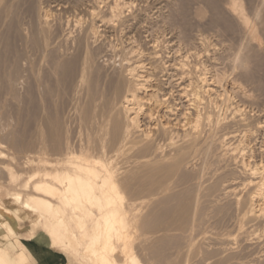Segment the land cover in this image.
Wrapping results in <instances>:
<instances>
[{"label": "bare ground", "instance_id": "obj_1", "mask_svg": "<svg viewBox=\"0 0 264 264\" xmlns=\"http://www.w3.org/2000/svg\"><path fill=\"white\" fill-rule=\"evenodd\" d=\"M18 1L0 0V21L11 29L8 37L3 33L5 42L0 33V44L14 53L0 60V85L21 99L23 64L31 71L50 67L55 80L47 75L56 82L26 70L40 89L23 100L31 103L32 129L17 131L0 120V163L7 143L24 151L25 158L13 157L31 167L25 191L14 194L16 207L0 200V264H117L119 252L124 264H144L133 251L138 231L143 243L159 248L157 264H264V115L254 112L259 101L241 83L253 81L254 68L264 64L258 38L264 36V0L253 3L252 15L244 0H208L225 31L242 34L226 71L218 65L224 54L204 37L195 50L166 58L158 37L149 34L142 47L128 34L127 45L106 44L113 53L100 55L98 44L110 28L135 21L136 0H77L73 7L83 9L61 33L53 26L56 11L44 0L26 3L34 17L22 28ZM67 96L70 119L63 112ZM74 116L79 130L72 127ZM9 168L8 178L17 181L18 172ZM26 220L29 237L17 231ZM173 237L184 248L176 242L174 250Z\"/></svg>", "mask_w": 264, "mask_h": 264}, {"label": "rangeland", "instance_id": "obj_2", "mask_svg": "<svg viewBox=\"0 0 264 264\" xmlns=\"http://www.w3.org/2000/svg\"><path fill=\"white\" fill-rule=\"evenodd\" d=\"M30 0H22V1H18L19 3H20V5L18 6V7H20L19 8V10L17 9V13H16V17H18L19 19L21 18H23V21L21 20H19L18 18H16L17 19V21H18V23L20 24V26L23 28H27L28 27V25H30V24H28V23H30L29 22V20L30 21H32V17H34V12H33V14L31 15V13H32V10H29L30 9V7H29V5H26V3L27 4H29L30 2H29ZM37 2H38V0H36ZM40 1H42V0H39V2L38 3H41ZM64 1H66V0H64ZM68 1H70V0H68ZM75 1H77V0H74V2ZM137 2H135V6L136 7H134V9H132L131 10V12H133L134 13V11H135V13L133 14V13H131V14H133L132 16H134L135 15V21H134V19L133 20H131V23H129L128 25H126V26H116L117 28L118 27H120V28H110V30H112V31H109L110 33H105V35H106V38L108 39H106V41H105V39H103L102 40V42H100L99 44H98V47H99V53H101L100 55H103L104 53H108L109 52V54H112L113 52H112V49L110 50V48L111 47H108V46H106V44H108L109 46H110V43H114V45H115V43H116V45H118V47H121V46H123V45H121V43L122 44H124L128 39V37L129 36H134L135 38H136V43L137 44H141L142 45V47H146V46H148L147 44H149L148 43V41H150V37H149V34H150V36H153V38L154 39H156L157 37V40L159 39V41H161V46H162V44H163V47H161L162 49H163V55H165V57L166 58H168V57H172V55L173 56H175L176 55V53H177V55L178 54H180L181 52H183L185 49V51H187L188 49H191L192 47L194 48H192L191 50L193 51V50H195L196 49V47L198 46L197 44H199V42H200V40L204 37V38H207V39H210L212 42H214L215 43V45H216V47L217 48H219V50L220 51H222V53L224 54L222 57H221V59L223 58V60L221 61V59H220V62L218 63V65L220 64L222 67H220V66H218V67H220L222 70L221 71H226L227 69L229 70V68H230V64H229V62L231 61V59H230V61H229V59H228V57L230 58V57H232L233 56V53L236 51H234L233 49H237V47H238V45H239V43L241 42V40H242V34H240L241 32H239V31H236L235 32V34H232L231 32H228L227 30L225 31V29H224V27L220 24V22L217 20V18L218 17H216V18H214L217 14V12H215V14L214 13H212L213 11H215V10H213L214 9V7H213V5L211 4L212 2H211V0H209L211 3H209V1L208 0H175V2H174V0H136ZM138 1H140V2H138ZM161 1V2H160ZM208 1V2H207ZM213 1H216V0H213ZM218 1V2H217ZM216 1V3H224V2H226V0H217ZM252 1V2H251ZM255 1V2H254ZM11 2H15L16 3V0H11ZM21 2H23L22 4H21ZM24 2H25V4H24ZM45 2H47V3H45ZM58 2H59V0H44V4L45 5H47V4H50L53 8H54V10L56 11V15L54 14V16L52 17V18H54V19H52V21H53V23L55 24H53V26H54V28L56 29V27H58L57 29H58V31H60V33L61 32H63L64 30H66V27H67V23H66V21H67V19L68 18H70L71 16L73 17L74 15H75V13H76V11L78 10V9H76V8H74L73 6H75L76 5V2H75V4H74V2H73V0H71L70 2L71 3H68V4H64V6L63 5H59L58 4ZM145 2V3H144ZM181 2V3H180ZM185 2V3H184ZM244 2H245V5H247L246 7H247V9L249 10V9H252V10H250L249 11V14L250 15H252V11L254 10V8H255V4H253V3H256L257 4V0H244ZM251 2V3H250ZM18 3V4H19ZM138 3H140V4H138ZM147 3V5H144V4H146ZM150 3V4H149ZM183 3L184 4H186V5H183ZM206 3L207 4H209V6L207 7V6H204V5H206ZM247 3V4H246ZM73 4V5H72ZM192 4V5H191ZM252 4H253V6H252ZM23 5H25V7H22ZM77 5H78V1H77ZM137 5H140V6H137ZM149 5V6H148ZM152 5V6H151ZM158 5V6H157ZM172 5V6H171ZM212 5V6H211ZM26 6L27 7H29V8H27L26 9ZM55 6V7H54ZM61 6V7H60ZM148 8H147V7ZM187 6V7H186ZM205 7V8H203V7ZM252 6V7H251ZM59 7V8H58ZM68 7V8H67ZM144 7V8H143ZM161 7V8H160ZM211 7V8H210ZM213 7V8H212ZM57 8V9H56ZM64 8V9H63ZM74 10H73V9ZM81 8H82V6L80 7V10H81ZM141 8H143V9H141ZM151 10H150V9ZM181 8V9H180ZM187 8V9H186ZM194 8H195V10H194ZM207 8V9H206ZM208 8H210V9H208ZM21 9H22V11H21ZM83 9V8H82ZM157 9V10H156ZM191 9V10H190ZM25 10H29V11H25ZM68 12H67V11ZM80 10H78L79 12H80ZM155 10V11H154ZM177 10V11H176ZM179 10V11H178ZM19 11V12H18ZM74 11V12H73ZM21 12V13H20ZM58 12V13H57ZM70 12V13H69ZM73 12V13H72ZM159 13V14H157V13ZM190 12V13H189ZM248 12V11H247ZM19 13V14H18ZM66 13V14H65ZM191 13H193V14H191ZM205 13V14H204ZM18 14V15H17ZM148 14V15H147ZM171 14V15H170ZM185 14V15H184ZM191 14V15H190ZM19 15L21 16V17H19ZM29 15H31V16H29ZM59 15V16H58ZM64 15V16H63ZM23 16H27V17H23ZM62 16V17H61ZM68 16V17H67ZM138 16V17H137ZM159 16V17H158ZM172 16V17H171ZM211 16H213V19L215 20L216 19V21H214L213 19H211L212 17ZM218 16V15H217ZM66 19H65V18ZM143 17H145V18H143ZM147 17V18H146ZM151 17V18H150ZM180 17V18H179ZM192 17H194V18H192ZM32 18V19H31ZM156 18V19H155ZM162 18V19H161ZM174 18V19H173ZM176 18H178V19H176ZM182 18V19H181ZM192 18V19H191ZM29 19V20H28ZM62 19H63V21H62ZM148 19V20H147ZM176 19V20H175ZM188 19V20H187ZM206 19V20H205ZM58 20V21H57ZM141 20H143V21H141ZM145 20V21H144ZM154 20V21H153ZM178 20V21H177ZM20 21V22H19ZM55 21V22H54ZM61 21L63 22V23H65V24H63V23H61ZM141 21V22H140ZM166 21V22H165ZM212 21L214 22V23H216V24H212ZM3 22H4V20L1 22L0 21V23H2L3 24ZM9 22V20H7V23ZM23 22H28V23H23ZM58 22V23H57ZM136 22H138V23H136ZM178 22V23H177ZM190 22V23H189ZM5 23V22H4ZM133 23V24H132ZM181 23V24H180ZM206 23H207V25H206ZM209 23V24H208ZM2 24H0V26L2 25ZM6 24V23H5ZM5 24H3L4 25V32L2 31V32H0L1 33V35H2V38L1 39H3L4 37H3V33H5V37H8L9 35H11V29H9L10 28V26H9V24H7L8 26H9V28H8V26L6 27V25ZM25 24H26V26H25ZM58 24V25H57ZM63 24V25H62ZM73 24V23H72ZM132 24V25H131ZM142 24V25H141ZM157 24H160V25H157ZM219 24H220V27H219ZM3 25H2V27H0L1 29L0 30H2V28H3ZM59 25H61L60 27H59ZM155 25H156V27H155ZM186 25H187V27H186ZM193 25V26H192ZM198 27H197V26ZM202 25V26H201ZM205 25H206V27H205ZM129 26V28H127ZM154 28H153V27ZM182 26V27H181ZM223 27V29L224 30H222V27ZM63 27V28H62ZM70 27L75 31L76 30V28L74 27V25L72 26V25H70ZM121 27H122V29H121ZM126 27V28H125ZM141 27H143V28H141ZM164 27V28H163ZM209 27V28H208ZM216 27V28H215ZM6 28H8V30H6ZM102 28V27H101ZM125 28V30H123ZM131 28H133V29H131ZM137 30H136V29ZM153 28V29H152ZM201 28V29H200ZM60 29V30H59ZM62 29H64V30H62ZM129 29V30H128ZM131 29V30H130ZM144 29V30H143ZM208 29H210V30H208ZM217 29V30H216ZM218 29H220L221 30V32L222 31H225V32H227V34H225V32H220V30H218ZM7 31V33L9 34H7L6 33V31ZM116 30V31H115ZM129 32H128V31ZM160 30V32H158ZM212 30V31H211ZM10 31V32H9ZM56 31V30H55ZM58 31H56V33L58 32ZM124 31V32H123ZM138 31H140V32H138ZM210 31V32H209ZM115 32H116V34H115ZM123 32V33H122ZM127 34H126V33ZM131 32V33H130ZM136 32V33H135ZM216 32H218V33H216ZM59 32L57 33V34H60ZM75 34L74 35H77L76 33H78V30L76 31V32H74ZM200 33V34H199ZM219 33H221V34H219ZM7 34V35H6ZM128 34H129V36H128ZM134 34V35H133ZM143 34V35H142ZM163 34V35H162ZM208 34V35H207ZM216 34V35H215ZM225 34V35H224ZM229 34V35H228ZM113 37V39H112V37ZM127 35V36H126ZM138 35V36H137ZM201 37H200V36ZM220 35V36H219ZM232 35L233 36H235L234 38L232 37ZM116 36V37H115ZM144 36V37H143ZM146 36V37H145ZM218 36V37H217ZM226 36V37H225ZM228 36V37H227ZM11 37V36H10ZM126 37V38H125ZM168 37V38H167ZM175 37V38H174ZM239 37V38H238ZM261 37V38H260ZM119 38V39H118ZM123 38H125L124 39V41H123ZM135 38H132V41H133V39H134V41H135ZM141 38V39H140ZM161 38V39H160ZM166 38V39H165ZM194 38V39H193ZM221 38V39H220ZM228 38V39H227ZM233 38V40H231ZM258 38L261 40V39H263L264 40V36L262 35V34H259V36H258ZM5 39V38H4ZM3 39V42H5V40ZM110 39V40H109ZM115 39V40H114ZM121 39V40H120ZM143 39V40H142ZM151 39H152V37H151ZM175 39V40H174ZM223 39V40H222ZM235 39H236V41H235ZM114 40V41H113ZM117 40V41H116ZM197 40H199V41H197ZM214 40V41H213ZM263 40H261V44H263L264 43V41ZM17 41V40H16ZM15 41V42H16ZM21 41V40H20ZM118 41H120V44L118 43ZM122 41V42H121ZM195 41V42H194ZM231 43H230V42ZM2 42V41H1ZM1 43L2 44V46H1V44H0V60L1 59H4V56H5V58L9 61V59L11 60V58H13V56H14V53H13V51L11 52V51H9V50H7V49H2L3 48V46H4V43ZM107 42V43H106ZM127 42H129V40L127 41ZM126 42V43H127ZM142 42H144V43H142ZM228 42V43H227ZM236 42V43H235ZM17 43V42H16ZM20 43H22V41L21 42H19V39H18V45H17V47H20L21 48V45H20ZM124 44V45H127V44ZM175 43V44H174ZM193 45H192V44ZM143 44H144V46H143ZM172 44V45H171ZM191 44V45H190ZM229 45V46H227V45ZM234 44L236 45L235 47H233L234 46ZM238 44V45H237ZM103 45V46H102ZM105 45V46H104ZM140 45V46H141ZM174 45H176V46H174ZM224 45V46H223ZM231 45H233V46H231ZM102 47V50L100 51V48ZM169 46V47H168ZM171 46H172V48L174 47V49H175V47H177V51L176 50H173L172 48H171ZM183 46V47H182ZM191 46V47H190ZM228 47V48H225V47ZM264 46V45H263ZM5 47V46H4ZM180 47H181V49H180ZM223 47V48H222ZM103 48H105V50H103ZM109 49V51H106L107 49ZM182 48H183V51H182ZM229 49V50H228ZM3 50H5V52L7 53V55H5L6 53L5 52H3ZM181 50V52H179L178 53V51H180ZM226 50V51H225ZM9 51V52H8ZM167 51V52H166ZM170 51V52H169ZM175 51V52H174ZM184 51V52H185ZM4 54H3V53ZM111 52V53H110ZM225 52V53H224ZM12 54V56H10ZM170 56H169V55ZM4 55V56H3ZM228 55V56H227ZM224 56L226 57V58H224ZM8 57H9V59H8ZM264 58V55L262 56V59ZM226 59V60H225ZM264 60V59H263ZM1 62V61H0ZM224 62L225 63H227V64H224ZM23 73H22V75L24 76V77H26V79H24L25 81L26 80H28V79H30V80H28V82H30V83H28L27 81L25 82H21V80H23V79H21L20 80V85L18 84V86H17V88L19 87L20 89V91H21V93H22V96H21V93H20V95H19V90L16 92L18 95H17V97H21V99H19V100H17L18 98H15V96L13 97V95L11 96L12 98H15L13 101H12V98L10 97V94H7V92H6V90H5V86L3 87L2 85H0V89H1V91H0V96H2V94L4 95L5 94V96H6V98H5V96H2V97H4V99H6V101L4 100V102L2 103L3 105L1 106V109H0V120L3 118V120L6 122V123H4L3 121H0L1 123L3 122V124H7L6 126L9 128H11V129H15V130H17V131H19L20 129V131H22V129L23 130H27V132H28V130L29 129H32V121H31V108L32 107H30L29 108V105L31 104L30 102V104L29 103H27L29 100L28 99H30L31 98V96L32 95H30L29 93H32L33 91H35V92H33L32 94L34 95L33 97H37V95H36V92L38 91L39 93H38V95L40 94V89H38L39 87H37L36 85H37V82H36V79L37 80H39V73L41 74V78H42V76L44 77L45 76V78H47L48 77V79L50 80V81H52V83L51 84H55V82H54V80H55V75H53V74H51L52 72H51V69H50V67H48V66H44L43 65V67H46L47 69H49V70H45L44 68H39V67H36L35 69H36V71L34 70V71H31L30 69H28L29 67H27V69H26V66L27 65H25V64H23ZM1 71H3V67L4 66H2V64H1ZM40 67H42V66H40ZM258 67V68H257ZM37 68H39L38 69V71H37ZM219 68V69H220ZM42 69L43 70H45V72H46V74H44L43 72H42ZM226 69V70H225ZM26 70L27 71H29L30 73H28V72H26ZM40 70H41V72H40ZM50 71V72H49ZM264 71V64H260V65H258V66H256L255 68H254V73H255V77H254V80L253 81H244V80H242L241 81V83H242V85H244V87H247L246 89L247 90H249V93L250 94H254L253 95V97L257 100V101H259V103L258 104H255V106H253L254 108H255V110L257 111H255L254 110V112L255 113H257L258 115H260L261 113H259V111L260 112H262V110H263V113L261 114V115H264V93H262V92H264V89H262V87L264 88V73H262V72ZM32 72H34L33 74H32ZM38 72V73H37ZM26 73H28L29 74V76L31 75V76H35L36 77V79L33 81V77H27V75L28 74H26ZM47 73H50V74H48L47 75ZM259 73V74H258ZM36 74V75H35ZM42 74H44V75H42ZM37 75L39 76V77H37ZM47 76V77H46ZM49 76H51L52 78H54V80H51L52 78H50ZM258 76V77H257ZM40 78V79H41ZM32 79V80H31ZM261 79V80H260ZM263 79V80H262ZM43 80H45V79H43ZM49 80L47 81V79H46V82L48 83L49 82ZM31 81H32V83H33V85H31ZM260 81H262V82H260ZM36 82V83H35ZM247 84H246V83ZM22 83V84H21ZM23 83H24V86H26L27 87V89H26V87H24V86H22L21 87V85H23ZM28 84V85H27ZM49 84H50V82H49ZM253 84V85H252ZM255 84V85H254ZM260 84V85H259ZM31 85V86H30ZM35 85V86H34ZM257 85V86H256ZM262 85V86H261ZM31 88H30V87ZM34 87H37V89L38 90H36ZM22 88V89H21ZM24 88L27 90V92H28V94H27V92H25L26 90H24ZM250 88V89H249ZM259 88V89H258ZM28 89H30L31 91L29 92L28 91ZM32 89H33V91H32ZM4 92H3V91ZM22 90H23V92H22ZM25 92V93H24ZM29 97H28V96ZM36 95V96H35ZM259 95V96H258ZM256 96V97H255ZM19 97V98H20ZM25 97V98H24ZM11 98V99H10ZM22 98H24V99H22ZM67 98H68V96L65 98V105H64V110H63V112H64V114L65 115H67L66 117L68 118V119H70L69 118V116H68V114H71L70 113V111L72 112V110L73 109H71L72 108V106H69V105H71V104H68V103H71V102H68L67 103ZM70 98V99H69ZM69 100H71V96H69ZM26 99V103L25 102H23V100H25ZM263 100V101H262ZM11 101H12V103L13 104H10L11 103ZM17 101H19V103H17ZM21 101H22V103H21ZM8 102H9V104H8ZM263 102V103H262ZM25 103V104H24ZM20 104H21V107H20ZM24 104V105H23ZM28 104V105H27ZM66 104H68V106L69 107H71L70 109H69V111H68V106L66 105ZM9 107H8V106ZM17 106H18V108H17ZM27 106V107H26ZM261 106V107H260ZM19 107H20V109H19ZM260 107V108H259ZM17 108V109H16ZM27 108V109H26ZM66 108V109H65ZM18 109H19V111H18ZM30 110V112H29V110ZM24 110H27V112L26 111H24ZM29 113V114H28ZM9 116V117H8ZM73 116V115H72ZM29 117V118H28ZM264 117V116H263ZM73 119H74V121H71V123L73 124V126L72 127H75V128H73L74 130H79V121H78V117H76V116H74V117H72ZM8 119V120H7ZM27 119V120H26ZM30 119V120H29ZM73 119H71V120H73ZM264 119V118H263ZM32 123H31V122ZM26 122V123H25ZM76 124H75V123ZM8 123H10V124H8ZM25 123V124H24ZM29 123V124H28ZM8 125H10V126H8ZM15 125V126H14ZM77 125V126H76ZM22 126V127H21ZM29 126V127H28ZM14 127V128H13ZM25 127V128H24ZM19 129V130H18ZM3 147H4V153H5V159L4 158H2V160L4 159V161H5V164H1L0 163V169H1V167H3V169H1L0 170V200L2 201H9V202H11V204H15V197H14V194L16 193V192H18V191H21V192H24L25 190H24V184H25V182H26V178H27V176H28V171H30V169H31V167H25L26 166V164H24V162L26 161V159L24 160V156H26V155H24V154H26L24 151H16L15 149H13L12 147L10 148V145H8L7 143H4V145H3ZM13 152V153H11V151ZM9 151H10V153H9ZM21 155H20V154ZM17 154H19V155H17V156H21V157H24V158H21V157H18L19 159V161L17 160V159H15L16 158V155ZM24 156H23V155ZM28 154V153H27ZM9 155L11 156V158L13 159H11V158H9ZM13 156H15V158L13 157ZM15 159V160H14ZM9 167H11V168H13L15 171H17L18 172V175L20 176L18 179H17V181H15V182H11L10 181V179L8 178V169H10ZM12 197V198H11ZM11 204L9 203V205L11 206ZM15 206V205H14ZM12 208H13V206H11ZM16 207V206H15ZM19 208H21V207H19ZM24 212V209H18V214L19 215H21L22 213ZM30 229H32V227H31V224H30V220H26V221H21L20 222V226L17 228V231L21 234V235H24V236H26V237H29V235H30V233L31 232H33V231H31ZM27 232H28V235H27ZM36 232L37 233H41V232H43L42 231V229L41 228H39L38 230H36ZM140 231H138L137 232V235H136V240H135V245H134V248H133V251H136L137 253H138V255H139V258H140V260L144 263V264H157V258H158V251H157V249L159 250V248L158 247H155V248H153L154 246H153V244L152 245H150V244H148V245H146L145 243H143V241H142V236H140ZM177 233H184V232H181V231H177ZM180 234H178V235H180ZM10 237H12V239H14L15 237H16V235H11ZM175 238H177V237H173L172 238V240L170 241L172 244H170V245H172V247H173V249L175 250V247L177 246V244H179L180 242L177 240V239H175ZM180 238V237H179ZM15 240V239H14ZM174 240H175V242H174ZM181 240V239H180ZM176 242H177V244H176ZM175 244H176V246H175ZM169 245V246H170ZM179 245H181V244H179ZM183 245V244H182ZM181 245V247H183ZM150 246V247H149ZM153 246V247H152ZM175 246V247H174ZM152 247V248H151ZM172 247L170 246V248L172 249ZM157 248V249H156ZM184 248V247H183ZM156 249V250H155ZM172 249V250H173ZM185 249H186V247H185ZM155 251H157L158 253H156ZM123 257L124 256H122V254H121V252H119V253H117V258H118V263L117 264H124V261H123ZM81 263H83V264H95L94 262H92V261H90V260H86V261H81ZM40 264H49L47 261H45V262H41ZM62 264H64V263H62ZM131 264H136V263H131Z\"/></svg>", "mask_w": 264, "mask_h": 264}, {"label": "crops", "instance_id": "obj_3", "mask_svg": "<svg viewBox=\"0 0 264 264\" xmlns=\"http://www.w3.org/2000/svg\"><path fill=\"white\" fill-rule=\"evenodd\" d=\"M41 262H42V260H41V259L37 261V263H38V264H40Z\"/></svg>", "mask_w": 264, "mask_h": 264}]
</instances>
